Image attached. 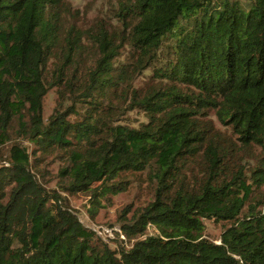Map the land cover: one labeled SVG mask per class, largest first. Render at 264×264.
<instances>
[{
    "label": "trees",
    "instance_id": "trees-1",
    "mask_svg": "<svg viewBox=\"0 0 264 264\" xmlns=\"http://www.w3.org/2000/svg\"><path fill=\"white\" fill-rule=\"evenodd\" d=\"M70 16L65 0H0V149L17 130L39 151L0 163V264H264V0H120L116 26L83 34ZM54 88L72 104L45 122ZM50 155L93 218L147 173L151 201L119 217L130 247L38 182ZM204 220L229 224L220 243Z\"/></svg>",
    "mask_w": 264,
    "mask_h": 264
},
{
    "label": "rangeland",
    "instance_id": "rangeland-1",
    "mask_svg": "<svg viewBox=\"0 0 264 264\" xmlns=\"http://www.w3.org/2000/svg\"><path fill=\"white\" fill-rule=\"evenodd\" d=\"M70 5L71 16L67 17L68 24L75 26L81 31L89 32V30L100 22L107 23L112 26L118 24L117 13L119 11L120 0H65ZM122 1V0H121ZM245 1V0H243ZM91 40L86 39V47L91 52L89 57H94ZM129 48L127 47L121 58L122 62L127 58ZM53 63V64H52ZM56 65V60L53 59L50 64V69L53 70ZM150 70H145L137 76L136 86H145V82L149 80ZM50 79V78H49ZM72 104L71 97L65 99L60 97L58 89L54 88L49 91L44 101L43 115L45 122L55 113V110L60 105V110L67 111ZM127 111V123L132 126H139L140 123L146 122V117L138 112ZM72 119V116L69 118ZM217 126L221 128L219 122L214 119ZM12 140L0 149V163H6L5 160L9 157V150L14 144H20L28 148L34 153V145L19 131L12 132ZM39 151L36 150V154ZM35 154V153H34ZM34 158V155H33ZM33 161L32 170L36 174L38 182L44 186L49 192L55 193L63 199V202L75 212L79 219L88 227L97 230L102 238L110 244L112 248L118 244L119 240H125V243L130 247V242L124 237L120 231L119 217L123 210L132 206L133 211L144 208L152 199V189L148 180L147 173L129 174L125 179L129 180L130 185L127 192L120 193L117 196H110V201L102 200V206L98 207L97 215L92 217L90 212L93 209L91 194L79 193L71 195L65 191L67 182L60 174V170L64 165L63 159L59 155H50L48 157H37ZM253 162V161H252ZM132 214L129 215L131 217ZM206 225L204 237L213 242L220 243L223 231L229 227L228 223L214 222L212 220H204ZM113 226V227H110ZM149 234H158L156 228H150ZM118 234L121 235L118 239Z\"/></svg>",
    "mask_w": 264,
    "mask_h": 264
}]
</instances>
